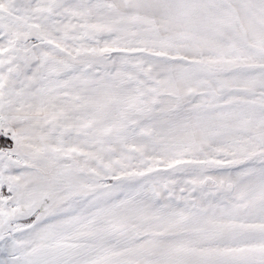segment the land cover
Masks as SVG:
<instances>
[{
	"label": "snow or ice",
	"instance_id": "6c2138e0",
	"mask_svg": "<svg viewBox=\"0 0 264 264\" xmlns=\"http://www.w3.org/2000/svg\"><path fill=\"white\" fill-rule=\"evenodd\" d=\"M0 264H264V0H0Z\"/></svg>",
	"mask_w": 264,
	"mask_h": 264
}]
</instances>
